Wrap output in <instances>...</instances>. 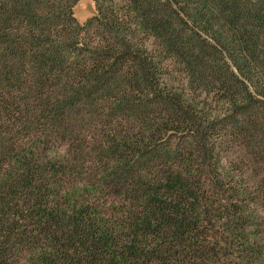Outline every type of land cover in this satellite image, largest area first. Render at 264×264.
<instances>
[{
  "label": "trees",
  "instance_id": "16d2710c",
  "mask_svg": "<svg viewBox=\"0 0 264 264\" xmlns=\"http://www.w3.org/2000/svg\"><path fill=\"white\" fill-rule=\"evenodd\" d=\"M78 2L0 0V264H264V0Z\"/></svg>",
  "mask_w": 264,
  "mask_h": 264
},
{
  "label": "rangeland",
  "instance_id": "374dc122",
  "mask_svg": "<svg viewBox=\"0 0 264 264\" xmlns=\"http://www.w3.org/2000/svg\"><path fill=\"white\" fill-rule=\"evenodd\" d=\"M96 13L95 10V4L94 0H79L77 5L74 7V14L79 22L84 23L89 17L93 16ZM176 79L175 75H172L171 81L174 82ZM166 143V142H163ZM170 165V162L168 165L161 166L162 168H165ZM175 167L181 169V164L178 161H175ZM156 170V169H154ZM153 176V174H152ZM142 179V178H138ZM147 181V180H146ZM153 184L149 183L148 186L151 187ZM119 189H105V195H103L105 200L102 201H108V209L109 212L112 213L113 211H116L117 213L123 212L126 206H129L131 202H133L130 198H128V192H124L123 194H120L118 191ZM122 217L125 215L124 213L120 214ZM124 219V218H122ZM22 263H26L25 260H22Z\"/></svg>",
  "mask_w": 264,
  "mask_h": 264
}]
</instances>
